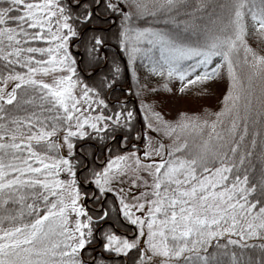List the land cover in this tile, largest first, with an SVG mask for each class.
<instances>
[{"label":"snow or ice","instance_id":"obj_1","mask_svg":"<svg viewBox=\"0 0 264 264\" xmlns=\"http://www.w3.org/2000/svg\"><path fill=\"white\" fill-rule=\"evenodd\" d=\"M197 2L191 11L210 7ZM218 7L228 9L219 31L200 35L183 11L188 0H0V264H264V168L252 182L247 166L264 125V99L257 109L251 88L253 76L264 78V54L248 42L264 44V0ZM113 17L128 67L160 78L142 91L182 97L199 85L205 93L226 64L228 127L216 113L214 135L190 145L186 135L209 120L188 109L170 119L163 99L142 104L137 120L127 101L102 98L118 80L124 90L115 57L111 78L74 85L71 40L92 32L95 52ZM241 50L247 85L234 63ZM50 68L68 75L59 85L38 78ZM81 85L95 113L83 119ZM161 131L171 143L153 142L149 133ZM245 249L258 253L241 259Z\"/></svg>","mask_w":264,"mask_h":264},{"label":"trees","instance_id":"obj_2","mask_svg":"<svg viewBox=\"0 0 264 264\" xmlns=\"http://www.w3.org/2000/svg\"><path fill=\"white\" fill-rule=\"evenodd\" d=\"M214 3V2H213ZM188 4L190 8L183 9V11L188 12L189 15L192 17L193 21L197 23L195 26L198 33L201 35L207 28V25L211 24L216 26L218 25L219 21H223L228 14V9H220L218 7L219 4L215 2V4L209 3L210 7L200 10V11H191L190 9H194V5H197V0H189ZM212 4V6H211ZM184 16H181L180 19H184ZM251 23V21H249ZM118 25L119 19L118 17H113V24L111 26V32L99 33L104 37L103 45L97 46V50L95 52L91 51L90 45V37L92 36V32H87L82 36L75 37L71 40V42L75 41L72 44V48L76 52L81 53V57L76 56V53L72 49V55L76 59V73L77 75L74 76V81L76 83L77 79L79 78L81 81L88 83L89 85L99 84L101 78L105 75H108L111 78V73L113 71V58L115 57L117 62L120 64L122 70V87L123 91L121 90V81L118 80L115 85H113L114 90L105 89L102 92V98H106L109 102L114 101L117 97L120 98L121 101H127V105L129 108H135V104L131 99L126 95L128 94V86L129 83L132 86V94L135 97L137 103L140 105L146 104L151 102L153 104L158 103L159 100L163 99L166 103V92H157V93H149L146 90L142 91V86L148 84L149 86L155 87L157 85V81H159V77H153L150 80L147 79L146 73L143 70H140L141 79L140 82H136L130 75V81L127 77L126 73V65L120 57H123L127 61L126 52H124L118 43V39L116 33L118 32ZM107 27V25L105 26ZM183 27V25H181ZM204 27V28H203ZM210 27V26H208ZM212 27V26H211ZM216 31V30H214ZM217 32V31H216ZM213 33V32H212ZM196 37H194L195 39ZM249 44L264 54V44H260L259 41L255 37L248 38ZM145 46V45H144ZM146 47V46H145ZM103 49L105 51H103ZM243 50L239 53V58L237 59L234 57V63L237 69L238 75L241 76L244 83L247 85L249 84L248 76L251 74V70L247 65L243 64ZM220 58H215V62H219ZM250 59V57H249ZM80 60V67L78 66V62ZM107 65H105V63ZM102 67V68H101ZM101 69L98 74H94L95 70ZM11 86V81H9V87ZM81 88L80 92V99L82 101L81 105V119L87 115H94V112L87 111V103L84 102L83 98V90L82 85L79 86ZM251 88L254 93V101L256 108L259 109L260 100L264 99V78L260 76H253L251 80ZM232 91V82L231 77L228 74L227 65L225 64L224 67L221 69L220 73L217 77L214 78L211 86L207 88L205 93H202L200 90L199 85L191 86V90L187 92L183 97H185V107L184 109H188L191 112L196 114H203L206 119L209 120V126L201 125L202 131H193L189 136L186 138L191 141V145L195 141L196 143H200L203 140H208L210 135H214L211 131L210 124L212 121L217 119L216 113H225V116L222 117L224 121V128L228 127L229 124V117L227 116V110L230 105V100L226 99L229 96L230 92ZM129 95V94H128ZM165 103L163 106V111H165ZM140 105V106H141ZM111 106V104H110ZM139 106V107H140ZM142 109V108H141ZM62 111V110H61ZM54 113H48V115H53ZM107 114V112L105 113ZM137 114V112H136ZM137 120H139L137 115ZM140 121V120H139ZM219 130V126H218ZM262 133L261 137H257V148L255 150V154L249 158V163L247 166L251 167L254 166L255 170L249 173V178L252 182H258V179L261 175V169L264 168V164H262L259 154H260V145L264 143V125H258L257 129ZM251 131L250 134L244 141L245 144L250 143L251 140ZM107 153H104L100 156L101 159H104V156ZM63 175V174H62ZM92 190V189H87ZM111 198V197H110ZM259 243V241H256ZM231 247V246H230ZM232 251L237 252L238 256L241 252L239 248H232ZM244 256L240 257L241 259H247L249 255L255 256L258 253L257 249H245ZM224 264H229L230 257H222ZM130 264V260L120 261L118 259L117 264Z\"/></svg>","mask_w":264,"mask_h":264},{"label":"rangeland","instance_id":"obj_3","mask_svg":"<svg viewBox=\"0 0 264 264\" xmlns=\"http://www.w3.org/2000/svg\"><path fill=\"white\" fill-rule=\"evenodd\" d=\"M189 1V0H188ZM214 2V3H213ZM215 2L217 4H221V3H228V0H209V3H212V4H215ZM211 4V6H212ZM198 7V2H197V5L195 4L194 5V9H196ZM225 10V9H224ZM191 22L195 25V26H200V25H196L197 23H195L193 21V19L191 20ZM210 26V27H208ZM212 26V27H211ZM222 26V22L219 21L218 25L216 26V24L214 23V25H207V28L209 29H206L201 35H203L204 33H208V34H211L212 32L215 33L216 31L218 32L220 27ZM204 28V27H203ZM216 30V31H214ZM75 41L73 42H70V51L72 52V49L74 50V47L72 48V44L74 43ZM145 46H147L145 44ZM75 51V50H74ZM103 51H105L103 49ZM76 52V51H75ZM76 54V56L80 57L79 55H77V53H74ZM81 54V53H80ZM127 55V53H126ZM120 59L122 60V57H120ZM76 60V59H75ZM80 61V60H79ZM124 61V60H123ZM127 62H128V56H127ZM105 63V62H104ZM105 65H107V63H105ZM102 68V67H101ZM101 69H97L95 70V75L98 74L100 72ZM129 71H130V75L131 77L136 81V82H140V79H141V73H140V70L138 69V74L137 73H134L131 69V67H129ZM64 75H68V73L66 71H60L59 69H56V70H53L50 68L49 72L47 74H43V75H40L38 74V78H41L43 80H45L46 82H49V83H53L55 85H59V78L61 76H64ZM73 84L75 85V81H74V77H73ZM179 85V80L178 78H173L172 79V87H177ZM81 92V88L79 86H76L74 87V95H76L78 98H80V92ZM130 99L131 98H135L133 97V94H132V91L131 93L126 94ZM166 103H165V112L166 113H170L171 115L169 116V118L171 119L172 117L175 116L176 114V110L177 109H184L185 107V97H172L170 94L166 93ZM141 105V104H140ZM138 104V106H140ZM142 107L140 106V112H141V121L143 120L144 116L146 115L145 111L143 109H141ZM83 119V118H82ZM191 134V133H190ZM190 134H187L186 136H189ZM149 135H151L153 137V142L155 143L156 140L158 139H162L163 142L165 144H169L171 143V140L163 133V131H161L160 133H155V132H150ZM185 137H181V140H183ZM139 144V142H137ZM189 144L191 145V141L189 142ZM141 148H143V144H139ZM125 151L129 150V149H124ZM89 189H92L94 190L95 189V185H92L91 188ZM114 195V194H109V198ZM100 249H99V246H97V252H99ZM122 264V263H121Z\"/></svg>","mask_w":264,"mask_h":264},{"label":"water","instance_id":"obj_4","mask_svg":"<svg viewBox=\"0 0 264 264\" xmlns=\"http://www.w3.org/2000/svg\"><path fill=\"white\" fill-rule=\"evenodd\" d=\"M76 53H77V55H79V56L81 57L80 52H76ZM78 66L80 67V61L78 62ZM126 72H127V76H128V79H129L128 69H127V68H126ZM128 89H131V85H130V84H129V86H128ZM130 91H131V90H130ZM131 100L135 103L136 111H137L138 117H139V119H141V114H140L139 108H138V106H137V104H136V100H135L134 98H131ZM140 143H142V142H140Z\"/></svg>","mask_w":264,"mask_h":264}]
</instances>
